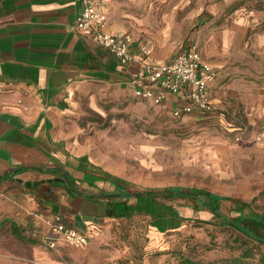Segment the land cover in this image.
Instances as JSON below:
<instances>
[{
  "label": "rangeland",
  "instance_id": "374dc122",
  "mask_svg": "<svg viewBox=\"0 0 264 264\" xmlns=\"http://www.w3.org/2000/svg\"><path fill=\"white\" fill-rule=\"evenodd\" d=\"M109 7L126 32L169 56L180 46L197 44L205 60L224 71L226 97L222 114L177 119L167 104L152 105L129 91L111 97L101 87L88 88L97 99L78 97V112L67 124L94 174L132 194L203 189L228 199L220 210L229 218L251 211L264 216V0H110ZM185 202L131 196L121 217L102 220L88 245L70 247L71 256L61 251L55 259L60 264H222L247 252L245 262L256 264L264 257L259 242ZM167 205L179 217L169 215ZM21 228L26 238H35L29 225ZM259 230L264 239V229ZM35 244L47 251L38 240ZM32 245L17 239L5 249L0 243V264H32L27 261ZM13 248L27 258L4 259ZM89 256L97 262L82 261Z\"/></svg>",
  "mask_w": 264,
  "mask_h": 264
},
{
  "label": "crops",
  "instance_id": "0c3cea01",
  "mask_svg": "<svg viewBox=\"0 0 264 264\" xmlns=\"http://www.w3.org/2000/svg\"><path fill=\"white\" fill-rule=\"evenodd\" d=\"M104 1L107 30L128 33L111 13L110 0ZM84 4L85 0H0V243L5 249L11 240L33 244L27 260L32 264H60L55 257L61 251L71 256L68 245L52 250L44 243L54 217L61 216L67 226L87 234L90 243L99 224L108 219V195L126 192L94 174L90 158L69 135L67 123L78 112V97L95 101L97 93L87 90L98 86L107 96L129 91L154 105L137 98L131 87L138 65L122 64L76 30ZM148 47L152 58L162 63L173 61L180 50L169 56ZM211 65L218 73L211 95L222 114L224 71ZM166 104L171 109L172 98L162 105ZM130 199H117L118 213ZM23 225L30 226L34 239L24 236ZM37 240L47 251L37 247ZM13 249L4 252L9 253L4 259L27 258ZM86 260L97 262L94 256L82 259Z\"/></svg>",
  "mask_w": 264,
  "mask_h": 264
},
{
  "label": "built area",
  "instance_id": "2783aa9c",
  "mask_svg": "<svg viewBox=\"0 0 264 264\" xmlns=\"http://www.w3.org/2000/svg\"><path fill=\"white\" fill-rule=\"evenodd\" d=\"M104 2L85 0L75 28L108 54L118 58L122 64L139 66L131 80L137 98L154 105H162L169 97L172 98V116L177 119L190 115H211L220 111L211 95L217 70L203 58L197 44L180 46L176 58L171 62H158L152 58L148 45L138 42L131 34H116L107 30L108 15L103 9ZM2 91L3 86L0 85ZM241 138V134L236 136L237 141ZM50 227L44 240L49 249L57 250L60 244L80 248L89 243L87 234L67 226L61 216L54 217Z\"/></svg>",
  "mask_w": 264,
  "mask_h": 264
},
{
  "label": "trees",
  "instance_id": "16d2710c",
  "mask_svg": "<svg viewBox=\"0 0 264 264\" xmlns=\"http://www.w3.org/2000/svg\"><path fill=\"white\" fill-rule=\"evenodd\" d=\"M213 115V114H211ZM143 197L145 199H149L151 201H157L158 199L165 200H185L186 204L190 201H193L194 207H196L197 211H210L213 214V219L220 221L223 225L237 230L240 233L244 234L247 237H250L260 245L264 246V239L260 233H258L261 229H264V216L257 214L254 211H251L248 215H240L237 217L229 218L221 213L220 203L228 200L225 197L213 194L208 192L207 190L198 189V188H181V187H169L165 189H157V190H149L146 192H141L138 194H132L129 192H124L123 194H114L108 195V209L106 213V217L108 218H119L121 215L118 213L117 206L119 202L117 199L125 197L127 200L131 198V196ZM242 208L248 206V204L242 202H237ZM167 212L169 215L173 217H179L178 212L172 206H166ZM203 223H210L207 221H202ZM252 225L250 228L249 226ZM249 229H252L251 231ZM249 253L244 252L240 257L235 259H227L222 264H249L245 262L244 259L249 257ZM185 264H203L198 262H193L191 260H185ZM210 264V263H205ZM256 264H264V257L261 258L259 263Z\"/></svg>",
  "mask_w": 264,
  "mask_h": 264
}]
</instances>
